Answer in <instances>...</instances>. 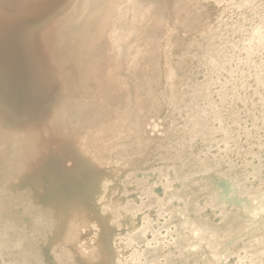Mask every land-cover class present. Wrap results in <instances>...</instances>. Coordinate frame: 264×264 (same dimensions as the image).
Listing matches in <instances>:
<instances>
[{
    "label": "bare ground",
    "instance_id": "bare-ground-1",
    "mask_svg": "<svg viewBox=\"0 0 264 264\" xmlns=\"http://www.w3.org/2000/svg\"><path fill=\"white\" fill-rule=\"evenodd\" d=\"M264 0H0V264H264Z\"/></svg>",
    "mask_w": 264,
    "mask_h": 264
},
{
    "label": "clouds",
    "instance_id": "clouds-1",
    "mask_svg": "<svg viewBox=\"0 0 264 264\" xmlns=\"http://www.w3.org/2000/svg\"><path fill=\"white\" fill-rule=\"evenodd\" d=\"M257 225H259V227L262 228L261 224H260V219L257 220L256 223L252 225V227H256ZM262 229H264V228H262Z\"/></svg>",
    "mask_w": 264,
    "mask_h": 264
},
{
    "label": "snow or ice",
    "instance_id": "snow-or-ice-1",
    "mask_svg": "<svg viewBox=\"0 0 264 264\" xmlns=\"http://www.w3.org/2000/svg\"><path fill=\"white\" fill-rule=\"evenodd\" d=\"M260 224H261V227H264V216L260 218Z\"/></svg>",
    "mask_w": 264,
    "mask_h": 264
}]
</instances>
